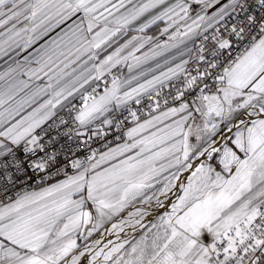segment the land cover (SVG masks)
Wrapping results in <instances>:
<instances>
[{
  "label": "snow or ice",
  "instance_id": "snow-or-ice-1",
  "mask_svg": "<svg viewBox=\"0 0 264 264\" xmlns=\"http://www.w3.org/2000/svg\"><path fill=\"white\" fill-rule=\"evenodd\" d=\"M0 62V264H264V0H0Z\"/></svg>",
  "mask_w": 264,
  "mask_h": 264
},
{
  "label": "bare ground",
  "instance_id": "bare-ground-1",
  "mask_svg": "<svg viewBox=\"0 0 264 264\" xmlns=\"http://www.w3.org/2000/svg\"><path fill=\"white\" fill-rule=\"evenodd\" d=\"M186 182V180H185ZM175 195L176 193H169V197L168 198H162L164 199V203L166 205V208L164 207H160L158 205H156L155 201H152L150 205H148V211H149V215L145 217L144 222L147 223H154L156 222V220H158L160 215H163L164 212L166 210H170V204H169V200H171V202H175ZM136 207H143V205H139L137 203H135L133 206H131L129 209H127L122 215L118 216V218H116L115 220H113L112 222H120L121 219H127V213L131 212V211H135ZM112 222H109L108 225L110 227V224ZM103 232V229L101 230ZM144 231V229H139V227L137 226V229H132L129 227H125V230L123 233H121V237L126 236V234L131 233V236L137 237L138 235L142 234V232ZM108 239H112L115 240L116 237L115 236H108Z\"/></svg>",
  "mask_w": 264,
  "mask_h": 264
},
{
  "label": "rangeland",
  "instance_id": "rangeland-1",
  "mask_svg": "<svg viewBox=\"0 0 264 264\" xmlns=\"http://www.w3.org/2000/svg\"><path fill=\"white\" fill-rule=\"evenodd\" d=\"M135 203H136V202H133V204L130 205L128 208H126V209L124 210V212H125L127 209H129L131 206H133ZM124 212H122L120 215H122ZM116 218H118V217H113V220H115ZM111 222H112V221H111ZM142 234H143V232H142ZM142 234H140V235H142ZM140 235H138V236L135 237V238H136V239H139Z\"/></svg>",
  "mask_w": 264,
  "mask_h": 264
},
{
  "label": "crops",
  "instance_id": "crops-1",
  "mask_svg": "<svg viewBox=\"0 0 264 264\" xmlns=\"http://www.w3.org/2000/svg\"><path fill=\"white\" fill-rule=\"evenodd\" d=\"M0 63H2V62H0Z\"/></svg>",
  "mask_w": 264,
  "mask_h": 264
}]
</instances>
